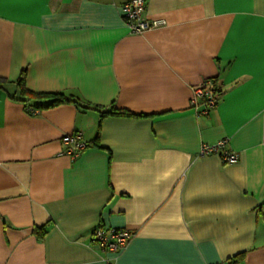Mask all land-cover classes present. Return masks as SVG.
I'll return each mask as SVG.
<instances>
[{
	"label": "crops",
	"instance_id": "1",
	"mask_svg": "<svg viewBox=\"0 0 264 264\" xmlns=\"http://www.w3.org/2000/svg\"><path fill=\"white\" fill-rule=\"evenodd\" d=\"M127 1L0 0V264H264V0H146L143 34Z\"/></svg>",
	"mask_w": 264,
	"mask_h": 264
},
{
	"label": "built area",
	"instance_id": "2",
	"mask_svg": "<svg viewBox=\"0 0 264 264\" xmlns=\"http://www.w3.org/2000/svg\"><path fill=\"white\" fill-rule=\"evenodd\" d=\"M146 0H129L120 7L121 15L132 33L143 34L145 31L163 23L160 20H148L144 18L146 12ZM204 105V113L215 107L218 101L214 82L211 79L204 81L195 91L193 104L198 105L200 101ZM35 112V111H34ZM65 144V153L77 156L88 147V142L83 139L82 133L66 134L62 137ZM225 140L216 144H204L201 155H209L221 152ZM222 157L225 163H235L239 159L237 152L223 151ZM133 232L127 228H115L98 226L93 230L92 242L102 250L119 254L123 252L133 238Z\"/></svg>",
	"mask_w": 264,
	"mask_h": 264
},
{
	"label": "trees",
	"instance_id": "3",
	"mask_svg": "<svg viewBox=\"0 0 264 264\" xmlns=\"http://www.w3.org/2000/svg\"><path fill=\"white\" fill-rule=\"evenodd\" d=\"M23 81H24V78L21 77V79L19 80V85L21 86V96H23V97L29 96V95L36 96L32 92H30V91H28L26 89ZM215 89H216V92L218 93V91H219V90H217L218 88L215 87ZM37 96L42 98V99H47L48 100V102H46L43 105L44 107H53V106H56V105H59V104H62V103H69V102L81 105L79 103V101H77L76 99H73L72 97H67L63 93H58V92H55V93H53V92H51V93H41L40 95H37ZM29 99L28 98L27 99L26 98H22V100H24V101H28ZM85 107L89 108L90 106L86 105ZM115 112L118 113V114H126V112H124V111H115Z\"/></svg>",
	"mask_w": 264,
	"mask_h": 264
}]
</instances>
